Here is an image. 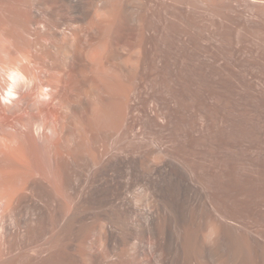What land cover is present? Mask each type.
<instances>
[{"label": "bare ground", "instance_id": "1", "mask_svg": "<svg viewBox=\"0 0 264 264\" xmlns=\"http://www.w3.org/2000/svg\"><path fill=\"white\" fill-rule=\"evenodd\" d=\"M236 28L264 0H0V264H264L198 153L238 149L205 110Z\"/></svg>", "mask_w": 264, "mask_h": 264}, {"label": "rangeland", "instance_id": "2", "mask_svg": "<svg viewBox=\"0 0 264 264\" xmlns=\"http://www.w3.org/2000/svg\"><path fill=\"white\" fill-rule=\"evenodd\" d=\"M223 40L220 115L214 128V98L206 94L207 138L234 139L238 149L226 158L210 150L198 153L205 156L225 206L264 230V32L236 28L224 31Z\"/></svg>", "mask_w": 264, "mask_h": 264}, {"label": "clouds", "instance_id": "3", "mask_svg": "<svg viewBox=\"0 0 264 264\" xmlns=\"http://www.w3.org/2000/svg\"><path fill=\"white\" fill-rule=\"evenodd\" d=\"M9 80L11 81V84L7 88V97H12L13 96V89L16 85V74H10L9 75ZM5 103H8V99H5Z\"/></svg>", "mask_w": 264, "mask_h": 264}]
</instances>
